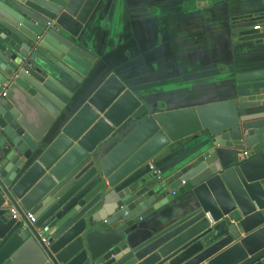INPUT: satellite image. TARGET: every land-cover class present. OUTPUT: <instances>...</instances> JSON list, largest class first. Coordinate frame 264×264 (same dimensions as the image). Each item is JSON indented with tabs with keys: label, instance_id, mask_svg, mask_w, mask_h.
<instances>
[{
	"label": "water",
	"instance_id": "obj_1",
	"mask_svg": "<svg viewBox=\"0 0 264 264\" xmlns=\"http://www.w3.org/2000/svg\"><path fill=\"white\" fill-rule=\"evenodd\" d=\"M100 1L0 0V264H264V85L161 112L113 73L92 90ZM261 21L239 41L264 43ZM202 134L159 180L151 163Z\"/></svg>",
	"mask_w": 264,
	"mask_h": 264
},
{
	"label": "crops",
	"instance_id": "obj_2",
	"mask_svg": "<svg viewBox=\"0 0 264 264\" xmlns=\"http://www.w3.org/2000/svg\"><path fill=\"white\" fill-rule=\"evenodd\" d=\"M263 17L264 0L213 6L203 0H101L81 35L83 47L98 60L95 74L100 76L92 90L116 74L154 112L246 96L264 80L241 82L237 75L264 70V43L239 38L258 33L253 27ZM209 139L202 134L182 140L155 164L162 178Z\"/></svg>",
	"mask_w": 264,
	"mask_h": 264
},
{
	"label": "built area",
	"instance_id": "obj_3",
	"mask_svg": "<svg viewBox=\"0 0 264 264\" xmlns=\"http://www.w3.org/2000/svg\"><path fill=\"white\" fill-rule=\"evenodd\" d=\"M48 25L51 26L52 23H49ZM261 29H262V25L260 23L254 25V28H253L254 31L258 32V31H261ZM2 95H5V94L3 93ZM244 154H247V152H245ZM151 169L156 173L157 178L161 180L162 179L161 171H159L153 163H151ZM8 212L10 214V217L14 220H23V221H26V223H29L31 225H34L36 223V216L33 213L27 212V211L22 212L17 205H14V204L10 205L8 207ZM38 232L40 234L41 242L44 244H48L44 236V233L40 230H38Z\"/></svg>",
	"mask_w": 264,
	"mask_h": 264
},
{
	"label": "trees",
	"instance_id": "obj_4",
	"mask_svg": "<svg viewBox=\"0 0 264 264\" xmlns=\"http://www.w3.org/2000/svg\"><path fill=\"white\" fill-rule=\"evenodd\" d=\"M259 17L260 16H256V17H253V18H251V21H253V20H258L259 19ZM243 20L241 19V20H237V21H235L234 23L236 24H238V23H241ZM244 21H247L246 19H244Z\"/></svg>",
	"mask_w": 264,
	"mask_h": 264
}]
</instances>
